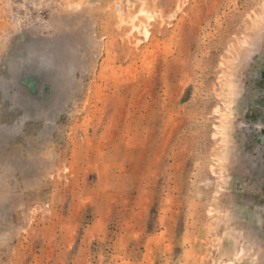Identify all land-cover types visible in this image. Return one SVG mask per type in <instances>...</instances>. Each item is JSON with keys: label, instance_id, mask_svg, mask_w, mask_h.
<instances>
[{"label": "rangeland", "instance_id": "obj_1", "mask_svg": "<svg viewBox=\"0 0 264 264\" xmlns=\"http://www.w3.org/2000/svg\"><path fill=\"white\" fill-rule=\"evenodd\" d=\"M0 264H264V0H0Z\"/></svg>", "mask_w": 264, "mask_h": 264}]
</instances>
